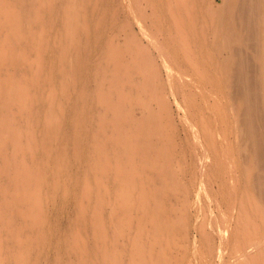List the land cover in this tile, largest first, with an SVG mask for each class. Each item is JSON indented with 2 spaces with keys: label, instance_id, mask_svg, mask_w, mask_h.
Returning a JSON list of instances; mask_svg holds the SVG:
<instances>
[{
  "label": "bare ground",
  "instance_id": "6f19581e",
  "mask_svg": "<svg viewBox=\"0 0 264 264\" xmlns=\"http://www.w3.org/2000/svg\"><path fill=\"white\" fill-rule=\"evenodd\" d=\"M77 1L0 0V264H29L51 241L44 185L77 205L57 264H186L189 250L199 264H264V0H152L175 22L162 66L138 44L92 59L116 16ZM171 96L200 146L197 195L236 213L210 230L196 220L198 242ZM70 156L89 160L77 186Z\"/></svg>",
  "mask_w": 264,
  "mask_h": 264
},
{
  "label": "rangeland",
  "instance_id": "374dc122",
  "mask_svg": "<svg viewBox=\"0 0 264 264\" xmlns=\"http://www.w3.org/2000/svg\"><path fill=\"white\" fill-rule=\"evenodd\" d=\"M163 1H165V0H163ZM163 1H162V3H163ZM178 1H180V0H178ZM217 1H221V0H217ZM76 3H77L76 6L78 8V12H80V8L84 3H82V0H78ZM153 3L154 2L152 0H105L101 5L102 9L105 10L107 13H109V15L115 14L116 19L114 22L109 20L107 17L102 20V23H101V26L99 29L100 30L99 36L101 38V42L99 45H97L98 49L93 54L92 59H95V58L98 59L99 54L101 52L102 53L104 52L103 54L106 55L107 51L111 48L118 49L122 45L138 44V45L142 46L143 48L147 49L149 53L154 54L158 58V61L161 65L162 64V57L159 55L158 46H163L166 48V46L168 44L167 43L168 40L166 39V34H167L166 30L172 24H175V22H174V20H172L168 16H166V11H165V8L163 5H161L160 11H157L155 9ZM179 7H182V6L179 5ZM157 14H159L160 16H157ZM206 18L204 16L200 19V21H202L203 19L207 20ZM182 40H183V38L180 37L179 41L182 42ZM103 54H102V56H105ZM91 55H92V53H91ZM181 56H182V58H184L183 55H181ZM162 69H163L162 73L164 76L163 78H166V76H165L166 73L164 71V68L162 67ZM188 70H189V72L193 73L191 68H189ZM148 72H150V69L148 70ZM182 81L184 82V80H182ZM188 82H190V81H188ZM183 87L186 88V90H190V89L195 90V87H193V86L189 87V85H188V86H183ZM170 103H171V107L173 109L172 110L173 114L175 116L174 118H175V120L177 122V126H178V129L176 128L177 138L180 141L182 140L181 141L182 143L177 140L178 146H176V150L178 151L179 156L181 155L180 159H178L177 163H178V165L181 162L184 164V166L186 167V173H187L186 177H188V179L190 180V182L192 184V185H190L192 193L190 196V200H189L190 202H189V206H188V208H189L188 214L191 218V224H192L191 230H190L191 240L197 238L196 241L198 242L199 234H197V231L195 230V228H193V223H195L196 220L203 221L205 219V221L207 222V226L209 227L208 229L210 230L211 224H213V225H215V227H217L218 224L222 223V217L224 214L231 217V215L233 214V209L231 207H228L226 209L225 206H223L222 208L220 206L221 209L218 208L217 203H216L217 201H215L217 199L215 197H217V196L214 195V197H213L214 193L211 194V196H210L211 199H209L207 197L206 193H203V197H202V193L200 195H197L198 194L197 193L198 192V185H199V180H200V174H198V173H200L199 172L200 162L202 161L201 160L202 156H199L201 150H198V149H200V146L199 147L195 146L193 143V137H192V135H189V131L187 134L186 131L182 129L183 124L181 123L182 119H180V117H181V115H183V113L181 111H178L175 99L172 96L170 97ZM138 108L139 107L135 108V111H136L135 114L138 116H141L142 110H141V108H139V111H138ZM4 121H5V123L10 122L11 117L5 118ZM15 124L18 127H20L23 123L17 122ZM64 129H65L66 133L63 132L62 135H59V138H58L59 140L61 138L62 139L66 138L65 135H68L69 137L71 136V138L73 137L72 136L73 132H71L72 131L71 126H69V124L67 126H65ZM86 130L88 132H91L90 128L86 129ZM86 134H88V133H86ZM179 135H180V137H179ZM232 136H233V134H232ZM187 137H188L190 144L185 141ZM233 139H237L236 136L235 137L233 136ZM192 143H193V145H192ZM186 145L188 147H186ZM219 146H226V145L219 143ZM192 147L193 148L195 147V148L193 149ZM182 148L184 151L182 150ZM189 149H190V151L193 149L194 151H196V153H193V150L190 152ZM182 153H183V155H182ZM184 155H185V157L187 156L186 157L187 159L184 158ZM196 155H198V156H196ZM195 156H196V158H195ZM71 157L72 156H70L69 158H71ZM73 160H74V162L76 161L75 159H73V157H72V159L67 161L69 166H71L70 172L73 174H72V176H70V173H69V176H67L66 178L68 180H70L72 178L71 179L72 181H76L75 184H74V182L72 183L75 186L77 184V180H82L85 177V175L87 173L86 170L88 169L87 167L89 164V160L86 158V160H84L80 164L75 162L78 165L77 164L75 165ZM107 160L108 159H106V158L101 159L99 163H104ZM87 161H88V163H87ZM71 162H73L74 165ZM213 163L214 162L210 163V165H209L210 170L211 169L214 170L216 168V165L214 166ZM188 166H189V169H188ZM76 171L78 172V174ZM191 171H193V172H191ZM50 172L51 173L49 174V178H53L52 177L53 171H50ZM73 176H77V178H75V180H74ZM195 176H197V178ZM195 181H197V182L195 183ZM68 185H69V183H68ZM194 185H195V187H193ZM78 187H80V186H78ZM49 188H48V186L46 187L45 185L42 186V188H41L42 192L41 193L44 197V201L47 203V204L45 203V209H46V212L48 210L47 214H48V218H49V223L51 224L53 222L54 224H56L57 225L55 228L56 230L50 234L51 236H50L49 240H51V241H48V243H47L48 245L46 244L45 248H43L44 250L42 249V244H39V245H37V247L36 246L34 247L35 250H34V253L31 255V258H30L31 263H29V264H32V262L34 260H35L34 262H36L35 258L37 255H39L41 253L42 250H43L42 256L40 254V256L38 257L39 260H38L37 264H57V262H55L56 261V254L58 252L56 250V247L58 245L57 248L59 250V248L62 244L61 241L65 239L63 237V234L65 233L69 238V236H71V232L73 231L72 233H74L76 231V229L74 231L73 228L75 226H73V223H72L74 221L75 217L77 216V208H76L77 205H76V203H74L73 200L69 201L67 204H65V206H66L65 207L62 204L63 202H62V195L61 194L57 195V197L54 196L56 198V199L54 198L55 199V201H54L53 198L51 199L52 195L50 193ZM193 188H195V189L193 190ZM214 189L215 190L217 189L216 186H214ZM60 191L61 190H59V192ZM193 192L196 193V196H195V193H193ZM225 192L228 193V190L227 191L225 190ZM218 198L222 200V195ZM61 205H62V207H61ZM206 205H208V206H206ZM233 216L234 217L236 216L235 211H234ZM234 217L232 219H234ZM230 223H231L230 225L228 223V227H231L232 225H234L231 221H230ZM214 232H215V230H214ZM65 234H64V236H65ZM67 236H65V237H67ZM58 237L60 240L58 239ZM215 237L217 240L216 245H218L217 243H220V237H218L216 235H215ZM37 251L39 252V254H37L38 253ZM64 252H62V253H64ZM189 254L190 255H188L189 257H188L186 264H188L189 262L190 263L192 262L191 264H196L197 262L194 260V256H192V254L190 253V250H189ZM71 257H73V256H71ZM32 259H33V261H32ZM76 259L78 260V258H76V256L71 258V260H76ZM64 260H65V262H67L68 257L64 258ZM34 262H33V264H34ZM229 262L230 261H227L223 264H231ZM197 264H199V263H197ZM200 264H202V263H200ZM206 264H207V262H206Z\"/></svg>",
  "mask_w": 264,
  "mask_h": 264
}]
</instances>
